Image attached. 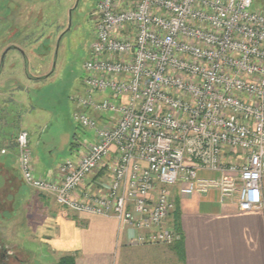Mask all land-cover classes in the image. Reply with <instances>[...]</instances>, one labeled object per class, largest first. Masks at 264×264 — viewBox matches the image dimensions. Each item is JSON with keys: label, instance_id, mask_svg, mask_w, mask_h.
<instances>
[{"label": "built area", "instance_id": "1", "mask_svg": "<svg viewBox=\"0 0 264 264\" xmlns=\"http://www.w3.org/2000/svg\"><path fill=\"white\" fill-rule=\"evenodd\" d=\"M96 12L85 89L72 96L73 119L94 140L52 178L36 172L20 131L24 181L63 207L129 225L133 245L176 242L165 224L174 188L260 208L264 0H98ZM101 167L107 178L82 188Z\"/></svg>", "mask_w": 264, "mask_h": 264}, {"label": "rangeland", "instance_id": "2", "mask_svg": "<svg viewBox=\"0 0 264 264\" xmlns=\"http://www.w3.org/2000/svg\"><path fill=\"white\" fill-rule=\"evenodd\" d=\"M97 2L80 0L75 7L77 0H0V69L2 53L10 48L0 72V238L37 248L36 264H58L59 255L40 248L30 229L44 217L39 193L49 200L54 195L24 181L17 136L29 132L35 170L52 178L64 159L77 151L79 156L94 140L91 130L74 121L72 96L85 89L83 65L96 35ZM75 135L79 146L72 151ZM100 174V181L107 178L102 167L93 175ZM47 226L56 230L55 221Z\"/></svg>", "mask_w": 264, "mask_h": 264}, {"label": "crops", "instance_id": "3", "mask_svg": "<svg viewBox=\"0 0 264 264\" xmlns=\"http://www.w3.org/2000/svg\"><path fill=\"white\" fill-rule=\"evenodd\" d=\"M199 174L218 175L209 170ZM101 178L102 174L90 176L82 188H97ZM40 194L44 217L30 229L40 248L59 257L77 252L75 264H264V187L262 206L248 211L240 210L236 200H221L217 190L183 195L174 188L176 209L165 224L173 228L177 210L182 234L177 233L179 237L171 245H133L130 237L135 230L117 218L66 208L54 197L49 200ZM47 221H55L53 233ZM24 245V250L37 255V248Z\"/></svg>", "mask_w": 264, "mask_h": 264}, {"label": "flooded vegetation", "instance_id": "4", "mask_svg": "<svg viewBox=\"0 0 264 264\" xmlns=\"http://www.w3.org/2000/svg\"><path fill=\"white\" fill-rule=\"evenodd\" d=\"M80 0H77L76 6L78 5ZM3 3V2H2ZM74 11L73 9H70V16L72 17V13ZM70 24H71V20H70ZM70 27V25H69ZM69 27L67 28V30L63 31V34H65L68 30ZM62 34V35H63ZM10 48H7L1 56V69L4 66V60H5V56L7 54V52L9 51ZM0 69V72H2V70ZM1 75V74H0ZM23 248L20 245V243H16V242H12L10 241L9 238H0V264H36L37 262V255L33 254H27L29 256H32V258H28L25 255V252H23Z\"/></svg>", "mask_w": 264, "mask_h": 264}, {"label": "trees", "instance_id": "5", "mask_svg": "<svg viewBox=\"0 0 264 264\" xmlns=\"http://www.w3.org/2000/svg\"><path fill=\"white\" fill-rule=\"evenodd\" d=\"M70 145H71V150L72 151L77 150V147L79 146V143H78L76 135H75L74 139L71 140ZM175 202H176V200H175ZM175 214L176 215L174 217L173 228H174L176 233L182 234V232L180 230V224H179V212H177V210H176ZM180 243H181V241H180ZM77 256H78L77 252L65 253V254H63L62 256L59 257L58 264H75Z\"/></svg>", "mask_w": 264, "mask_h": 264}]
</instances>
